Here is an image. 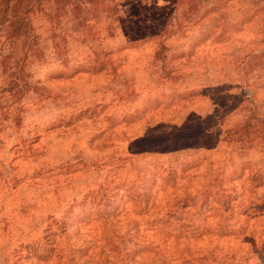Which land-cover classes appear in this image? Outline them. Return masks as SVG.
<instances>
[{"label":"rangeland","instance_id":"1","mask_svg":"<svg viewBox=\"0 0 264 264\" xmlns=\"http://www.w3.org/2000/svg\"><path fill=\"white\" fill-rule=\"evenodd\" d=\"M106 3L0 24V264H264V0Z\"/></svg>","mask_w":264,"mask_h":264},{"label":"trees","instance_id":"2","mask_svg":"<svg viewBox=\"0 0 264 264\" xmlns=\"http://www.w3.org/2000/svg\"><path fill=\"white\" fill-rule=\"evenodd\" d=\"M42 0H0V12L5 15L0 24L6 30V38L14 41H21L25 53L29 49L28 39L30 32V21L28 13L34 5H39ZM56 10H68L74 13V17L79 21V25L88 26L94 17H91L86 9L99 8L109 9L106 0H51ZM89 27V26H88ZM163 45L160 46L162 48ZM252 129L254 138L264 139V125L257 126V123L246 124ZM245 125V126H246Z\"/></svg>","mask_w":264,"mask_h":264}]
</instances>
